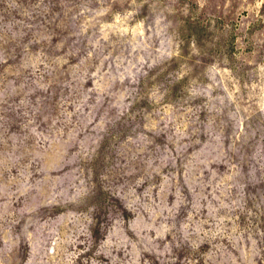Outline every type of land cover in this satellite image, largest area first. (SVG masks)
Segmentation results:
<instances>
[{"label": "rangeland", "instance_id": "1", "mask_svg": "<svg viewBox=\"0 0 264 264\" xmlns=\"http://www.w3.org/2000/svg\"><path fill=\"white\" fill-rule=\"evenodd\" d=\"M0 264H264V0H0Z\"/></svg>", "mask_w": 264, "mask_h": 264}]
</instances>
